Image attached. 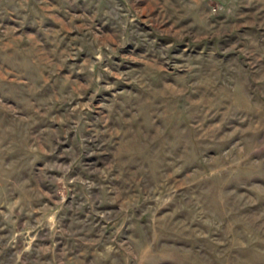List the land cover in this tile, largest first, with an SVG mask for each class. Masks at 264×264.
I'll return each mask as SVG.
<instances>
[{"label": "rangeland", "instance_id": "rangeland-1", "mask_svg": "<svg viewBox=\"0 0 264 264\" xmlns=\"http://www.w3.org/2000/svg\"><path fill=\"white\" fill-rule=\"evenodd\" d=\"M0 264H264V0H0Z\"/></svg>", "mask_w": 264, "mask_h": 264}]
</instances>
